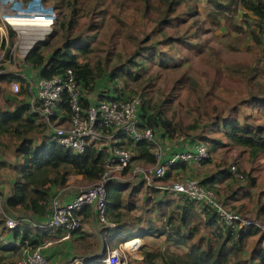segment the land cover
<instances>
[{
	"label": "trees",
	"instance_id": "1",
	"mask_svg": "<svg viewBox=\"0 0 264 264\" xmlns=\"http://www.w3.org/2000/svg\"><path fill=\"white\" fill-rule=\"evenodd\" d=\"M48 1L42 0L44 5ZM196 1L111 0L121 12L127 7L140 12L143 25L150 24L152 31L171 49L195 48L187 36H174L180 25V22L174 24L178 20L174 15L181 5L187 14L185 21H191L195 27L191 32L196 39L205 37L214 29L222 31L223 35L236 34L246 37L253 45L264 46V0H205L209 6L205 14L196 6ZM104 2L97 0V5ZM54 3L58 17L52 25V32L34 45L25 63L43 79L72 70L81 90L83 108L105 101L128 100L130 96L125 93V86L130 83L136 85L148 61H155L162 68L173 67L174 58L168 55L167 59L164 52L154 46L138 49L125 60L118 57L110 74L100 64L81 63L80 57H86L90 52L86 49L88 46L79 42L80 37L68 38L76 27V12H70L67 17L65 10L69 9L70 1L54 0ZM9 36L13 38L12 31ZM57 38L65 41L55 46ZM174 42L178 44L174 45ZM149 49L151 51L148 52ZM143 50L146 51L144 56L140 53ZM182 59L187 58L184 56ZM248 70L255 73L254 68ZM120 78L125 80V84ZM254 79L249 78L248 82ZM11 80L13 78L0 76V92L3 98L6 96L5 103L10 106H0V264H16L24 251L39 247L47 264H52L51 256L47 257L48 248L43 246L55 238H64L66 232L42 225L51 214L52 203L59 193L57 190L66 189L70 176H80L89 183L97 181L103 172L104 155L94 145H88L82 155L62 148L52 132L29 111L24 86L17 95L9 92ZM255 86L258 87L257 93L241 101L242 108H238L240 103L232 106L226 116H217L211 126L199 124V128L209 127V133L222 135L225 143L204 136L202 141L186 134L177 135L179 126L164 117L159 109L155 111L138 93L141 97L139 126L152 129L159 144L176 148L178 152H193L197 144L206 145L209 158L202 163L204 166L209 165L211 153L217 146L236 148L253 163L264 154V89L257 83ZM2 87H6V93ZM65 117L67 119L68 116ZM191 129L196 131L198 127ZM117 145L132 152L136 163H153V144L136 143L121 137ZM8 151H11L10 155ZM189 165L181 161L173 163L167 168L163 181L187 182L181 179V175ZM231 166L242 176L241 179L231 172ZM245 178L249 180L248 185H239L235 189L234 184L243 183ZM195 182L214 192L228 210L240 214L247 211H244V203L237 202L241 197L251 199L255 187V179L250 178V172H241L234 164L218 171L207 170L205 178ZM106 201V218L114 224L113 228H104L94 222L91 208H83L78 213L82 218L81 226L72 231L68 239L81 235L76 243L82 247V255L83 251L93 253L91 257L94 259L106 245L117 249L134 239H151L153 243H167L168 247L161 252V245H157L156 253L144 255L145 264H264V236L261 234L255 242H249L258 236L257 229L233 231L226 228L213 210L195 201L169 197L157 189L145 187L140 181L119 183L115 180L106 185ZM136 210L142 215L136 214L135 219L129 217ZM260 214H264V205ZM7 217L19 220L15 229H6ZM88 228L89 232L86 231Z\"/></svg>",
	"mask_w": 264,
	"mask_h": 264
},
{
	"label": "built area",
	"instance_id": "2",
	"mask_svg": "<svg viewBox=\"0 0 264 264\" xmlns=\"http://www.w3.org/2000/svg\"><path fill=\"white\" fill-rule=\"evenodd\" d=\"M23 3L26 2L0 0V76L13 78L8 84L12 95L19 94L24 86L29 111L52 132L62 148L82 155L88 145H94L97 151L104 155L103 172L98 180L86 190L78 191L67 202L56 198L52 203L51 214L42 227L63 229L66 232L63 239H68L72 231L80 228L82 218L78 213L87 207L91 208L94 222L104 228H113L114 224L106 218L107 183L111 180L119 183L140 181L145 187L157 189L169 197L187 198L210 208L226 228L233 231L239 228H255L264 236V221L252 220L228 210L214 192L196 182L163 181L167 168L173 163L181 161L202 164L209 158V150L206 145L200 143L194 147L193 152L165 150L156 141L152 129H142L139 126V94H133L128 100L105 101L83 108L80 102L81 90L72 70H66L61 76L50 79L39 78L36 72L26 65L25 58L37 43L31 41V38L49 33L56 20V12L53 6L44 5L42 0H29L28 6ZM9 17L33 19L36 23L38 21L40 25L36 28L40 30L44 29L42 20H48L50 24L48 31L44 29L45 32L28 34L24 30L32 26H14L5 20ZM6 26L13 31V38H10ZM60 121L62 122L59 123ZM121 137L136 143L153 144V163H136L132 152L117 145ZM230 169L237 178H242L234 166ZM18 224L19 220L12 217L5 220L8 230L15 229ZM140 246L138 239L123 243L117 249H110L106 245L97 258L82 257L74 260L72 264H128L129 259L140 252ZM16 264H47V260L39 247L33 251H24Z\"/></svg>",
	"mask_w": 264,
	"mask_h": 264
},
{
	"label": "rangeland",
	"instance_id": "3",
	"mask_svg": "<svg viewBox=\"0 0 264 264\" xmlns=\"http://www.w3.org/2000/svg\"><path fill=\"white\" fill-rule=\"evenodd\" d=\"M67 1H70L67 6L69 9L65 10L67 17L70 12H76L74 17L76 27L70 31L68 38L80 37L79 42L86 43L85 46H88L86 49L90 50L86 57H80L81 63L100 64L105 68V72L110 74L116 67L118 57L125 60L136 50L151 48V46L164 52L167 59L168 55L174 58L172 68H162L159 63L146 59L148 62L144 64L145 72L140 73V79L136 85L130 83L125 86L124 91L128 96L141 94L145 102H148L155 111L159 109L164 117L179 126L177 135L186 134L202 141L206 137L225 143L222 135L209 133V127H199L203 124L211 126L217 116H226L232 106L245 101L249 95L257 93L256 83L264 89V46L253 45L246 37H238L236 34L223 35L220 33L222 31L214 29L207 32L205 37L196 39L193 37L194 32H191L195 27L191 25V21H185L187 14L183 5L174 15V18H178L174 24L180 22L174 36H187L195 48L173 47L171 49L152 31L150 24L143 25L141 13L131 7L121 12L119 7L112 5L111 0H105L100 5H97V0ZM195 3L203 14L207 13L209 6L205 0H197ZM47 5L54 7V0H49ZM7 19L14 26H32L24 30L28 34L45 32L44 29L35 27L40 25L38 23L13 17ZM46 26L48 25H42V27ZM6 30L11 31L8 26ZM48 32L47 35L31 38V41L38 43L45 40L51 34L52 27ZM64 41L63 38H60V41L57 38L54 45L58 46ZM174 43V45L178 44V42ZM140 53L144 56L146 51L143 50ZM184 56L186 60L182 59ZM249 68H254L255 73H250ZM257 71L260 73L256 74ZM249 78L255 79L249 83ZM119 80L125 84L124 79ZM2 89L6 93V87ZM1 94L0 92V106L10 107L5 103L6 96L4 95L3 98ZM242 104L240 103L238 108H242ZM193 127L198 129L194 131L191 129ZM8 154L10 155L11 151H8ZM232 164L241 172H250V178L255 179L251 199L244 200L241 197L237 202V204H245L244 211L247 212L242 215L252 220L263 221L264 214H260V209L264 205V154L252 163L245 153L240 154L236 148L217 146L211 153L209 165L205 167L207 170L218 171ZM248 183L249 180L245 178L243 183L234 184V187L237 189L239 185L245 186ZM92 184L80 176H70L66 189H58L57 193L59 192L62 196L70 189L84 191ZM139 212L136 210L129 217L135 219ZM139 215L141 216L142 213ZM259 236H261L260 232L249 242L252 240L255 242ZM157 243L155 241L154 244Z\"/></svg>",
	"mask_w": 264,
	"mask_h": 264
},
{
	"label": "crops",
	"instance_id": "4",
	"mask_svg": "<svg viewBox=\"0 0 264 264\" xmlns=\"http://www.w3.org/2000/svg\"><path fill=\"white\" fill-rule=\"evenodd\" d=\"M15 18V17H13ZM20 19V18H19ZM27 21H35L33 19H25ZM42 21H48V20H42ZM165 150L170 152H178V149L171 148L168 145L162 146ZM181 149V147H180ZM179 149V150H180ZM207 175V167H205L203 164H190L188 166V169L184 174L181 175L182 180H186L187 182H191V180H201L204 179ZM194 181V182H195ZM76 189V188H74ZM78 191L77 190H68L66 193L62 196L58 193L57 197L59 200H62L64 202L69 201ZM93 226V225H92ZM87 232H89V228L86 229ZM81 238V235H74L70 237V239H56L55 241H50L46 243L43 247L48 248L47 257L51 256V262L52 264H72L74 260H78L82 257H87L88 255H92L93 253H86L83 251L82 255V247L80 248L78 243L76 241ZM141 243L140 246V252L135 255L134 257H131L129 259V262L131 264H145L144 263V255L147 253H156V250H158L157 245H161V252H164L165 249L168 247L167 243L158 242L157 244H154L151 239L148 240H142L138 239ZM79 242V240H78ZM137 242V241H136ZM42 247V248H43ZM171 248V247H170ZM94 255V254H93ZM129 264V263H128ZM147 264V263H146Z\"/></svg>",
	"mask_w": 264,
	"mask_h": 264
},
{
	"label": "bare ground",
	"instance_id": "5",
	"mask_svg": "<svg viewBox=\"0 0 264 264\" xmlns=\"http://www.w3.org/2000/svg\"><path fill=\"white\" fill-rule=\"evenodd\" d=\"M5 20H7L8 21V19L7 18H5ZM30 22H35V24H37L38 23V21H37V23H36V21H30ZM43 23L44 24H47L48 26H46V27H43L45 30H47L48 29V27H49V22L48 21H43ZM36 27V26H35ZM20 28H22V27H20ZM134 243H136V241H134ZM127 246H129V245H127Z\"/></svg>",
	"mask_w": 264,
	"mask_h": 264
},
{
	"label": "water",
	"instance_id": "6",
	"mask_svg": "<svg viewBox=\"0 0 264 264\" xmlns=\"http://www.w3.org/2000/svg\"><path fill=\"white\" fill-rule=\"evenodd\" d=\"M23 4H24V6H28L27 2L26 3H23Z\"/></svg>",
	"mask_w": 264,
	"mask_h": 264
}]
</instances>
